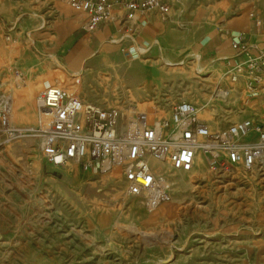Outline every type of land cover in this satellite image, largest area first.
<instances>
[{
	"label": "rangeland",
	"instance_id": "374dc122",
	"mask_svg": "<svg viewBox=\"0 0 264 264\" xmlns=\"http://www.w3.org/2000/svg\"><path fill=\"white\" fill-rule=\"evenodd\" d=\"M168 1L171 17L163 23L182 31L177 38L226 34L229 21L244 17L238 28L247 34L260 20L252 37L264 49V0ZM86 22L87 15L65 0H0V78L7 90L15 91V109L23 103L22 115L13 116L15 127L36 125L37 97L57 83L107 106L119 104L130 89L138 109L152 105L164 110L154 111L160 115H168L181 97L212 99L210 92L223 71L206 59H148L152 81L147 85L141 68L145 59H88L83 74L74 75L66 49L90 37L93 31L85 28ZM111 37L116 39L115 33ZM25 52L36 60L26 64ZM54 55L61 57L59 62ZM200 66L205 71L197 73ZM36 82L40 89L32 94ZM214 104L215 128L260 113L264 85L253 96L243 90L230 97L214 95ZM209 115L200 110V116ZM0 150V264H264L261 161L248 170L216 173L206 165L204 172H175L170 198L159 203L154 212L161 213L151 220L144 200L139 199L138 208L130 207L135 198L126 196L122 167L115 163L107 170L104 158L92 169L69 163L79 171L69 176L68 166L54 169L44 162L36 134L19 135ZM182 175L193 181L183 183ZM134 224L154 235L131 232L127 226Z\"/></svg>",
	"mask_w": 264,
	"mask_h": 264
},
{
	"label": "built area",
	"instance_id": "2783aa9c",
	"mask_svg": "<svg viewBox=\"0 0 264 264\" xmlns=\"http://www.w3.org/2000/svg\"><path fill=\"white\" fill-rule=\"evenodd\" d=\"M65 1L87 15L88 31L119 19L128 24L131 33L127 37H134L139 28L136 20L145 11L155 9L162 20L171 17L168 0ZM260 26L257 20L249 34H230L232 48L243 59L222 60L223 73L210 92L212 99L202 97L193 102L181 97L168 115L155 114L152 105L138 109L130 89L119 104L107 106L106 102L86 101L59 85L46 87L38 106L47 122L40 121L30 130L41 140L44 162L54 169L68 162L92 169L98 159H108L122 167L125 194L144 200L148 207L170 198L172 172L191 171L198 155L212 172L250 169L264 156V107L260 113L215 128L214 95L230 97L243 90L253 96L259 92L264 79V49L257 48L253 37ZM54 58L59 62V57ZM16 79L19 84L22 75ZM13 97L0 78V149L20 135L12 122ZM199 109L210 115L200 116Z\"/></svg>",
	"mask_w": 264,
	"mask_h": 264
},
{
	"label": "crops",
	"instance_id": "0c3cea01",
	"mask_svg": "<svg viewBox=\"0 0 264 264\" xmlns=\"http://www.w3.org/2000/svg\"><path fill=\"white\" fill-rule=\"evenodd\" d=\"M164 21L155 9L140 14L136 20L139 28L134 37H130V42H126L131 33L127 28L128 24H123L119 19L105 23L92 32L88 41L85 39L72 49H66V59L70 55L69 59H72L75 54H81V59H145L141 68L142 79L147 85L152 81V74L147 66L148 59H206L208 64L214 63V67L223 69V59L233 61L241 58L232 48L229 36L242 29L238 27L245 24L244 17L242 21H229L226 34L208 32L200 34L195 40L177 38L182 36V31L168 29ZM133 24L134 21L130 26ZM172 32L176 35L172 36ZM113 33L116 39H111ZM176 48L178 50L172 51ZM22 58L29 64L36 60V55L25 52Z\"/></svg>",
	"mask_w": 264,
	"mask_h": 264
},
{
	"label": "bare ground",
	"instance_id": "6f19581e",
	"mask_svg": "<svg viewBox=\"0 0 264 264\" xmlns=\"http://www.w3.org/2000/svg\"><path fill=\"white\" fill-rule=\"evenodd\" d=\"M264 21V20H263ZM263 24V23H262ZM89 39H86V41H88ZM0 51H2V50H4V47H3V45L1 44L0 45ZM78 53V52H77ZM86 60H88V59H81V54H75L74 55V57L68 62L70 65V67H73V68H75L76 70H77V72L76 73H74V75H82L83 74V71H84V69H87L86 68V66H83L84 65V62H86ZM241 59H239V61H240ZM111 61V60H110ZM82 66H83V68H82ZM152 66V65H151ZM197 67V66H196ZM197 71H205V68L203 67V66H200V67H198L197 68ZM75 72V71H74ZM205 79H207V78H205ZM264 81V80H263ZM19 86L20 85H22V84H18ZM54 85V84H53ZM57 85H60L59 83H57ZM262 85H264V84H262ZM19 86H17L16 88H19ZM33 87L32 88H30L31 89V93L32 94H38V92H39V89H40V84H39V82H36L34 85H32ZM49 86H51V85H49ZM48 87V86H47ZM45 89V88H44ZM44 89L40 92V94L44 91ZM14 92L15 91H12V93H13V98H14V107H13V116H14V118H15V116H17V115H22V111H23V103H19L18 104V107H16V109H15V105H16V101H15V94H14ZM40 94H39V96H40ZM39 96L37 97V106L39 105ZM143 105V104H142ZM214 106H215V104H214ZM157 108V107H156ZM159 109V108H158ZM156 109V110H154L155 111V113L157 112V113H159L160 111H164V110H162V109ZM215 109V108H214ZM200 110L203 112H208V111H206L205 109H199L198 110V112H199V115H200ZM37 113H38V119H37V123H36V125L35 126H33V127H30V128H18V127H15V125H14V127L16 128V129H18L19 130V132H20V135H23V134H36V133H34V132H31L30 130H32V129H36L37 128V124H38V121L40 120V121H42L43 123L44 122H47V119L45 118V116L44 115H41L39 112H38V110H37ZM41 116V117H40ZM42 118V119H41ZM12 119H13V117H12ZM13 122V121H12ZM2 157H3V153H2V151L0 150V158L2 159ZM259 161H261L262 163H264V156H262L260 159H259ZM258 161V162H259ZM69 163H71V162H68L67 164H65L64 166H68L69 165ZM103 169L104 170H107L108 168H109V165L111 164V162L108 160V159H105L104 161H103ZM75 164H77L78 166H79V164L78 163H75ZM116 166H119V165H117V164H115ZM256 165V164H255ZM253 168H254V166H252ZM239 167H237L236 169H238ZM67 170V173H68V175L70 176V175H73V174H78V169L77 168H73V169H71V167L70 166H68V168H66ZM205 169H206V162H205V159L203 158V156L202 155H198L197 156V158H196V165L194 166V168L191 170V171H189V172H185V173H190L191 174V172H193V171H202V172H204L205 171ZM240 169V168H239ZM244 170H248L247 168H243ZM250 169H252V168H250ZM178 172H182V171H178ZM189 174V175H190ZM172 175H173V178H171V185H172V183H175L176 181H177V178H176V174H175V172H172ZM181 179H182V182L183 183H189V182H192L193 181V177L192 176H189V178H185L183 175H182V177H180ZM127 196V195H126ZM129 197V196H128ZM135 198V200H133V202L130 204V207L131 208H133V209H135V208H138V204H139V199L140 198H138V197H134ZM144 202V201H143ZM159 204H157V205H155V206H153V207H149V208H151V210L150 211H153V214H152V212H150V211H148L147 213H146V215L148 216V218L149 219H153L154 217H156L157 215H159L160 213H161V211H159V212H154V209L158 206ZM128 227V229H130L131 230V232H133L134 233V231H136L137 232V234H141L142 236H144L145 238H149V237H152L154 234H152L151 232H147V231H144V230H142V229H140L137 225H129V226H127Z\"/></svg>",
	"mask_w": 264,
	"mask_h": 264
}]
</instances>
